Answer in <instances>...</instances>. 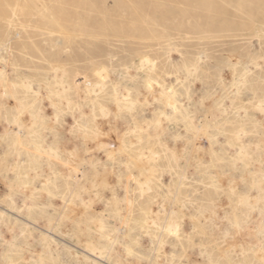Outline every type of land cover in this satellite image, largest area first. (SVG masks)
<instances>
[{"label":"rangeland","instance_id":"obj_1","mask_svg":"<svg viewBox=\"0 0 264 264\" xmlns=\"http://www.w3.org/2000/svg\"><path fill=\"white\" fill-rule=\"evenodd\" d=\"M0 264H264V0H0Z\"/></svg>","mask_w":264,"mask_h":264},{"label":"bare ground","instance_id":"obj_2","mask_svg":"<svg viewBox=\"0 0 264 264\" xmlns=\"http://www.w3.org/2000/svg\"><path fill=\"white\" fill-rule=\"evenodd\" d=\"M159 84V83H158ZM160 85V84H159ZM160 87L162 88V86L160 85ZM163 89V88H162ZM164 90V89H163ZM167 93L170 95L171 94V91H167ZM128 100V97L127 96H124L122 95V97L119 99L120 102H127ZM130 101V100H129ZM151 213V212H150ZM152 214V213H151ZM149 218V217H148ZM151 218L153 219L152 221L154 222L153 224H156V220L154 219L155 217L154 216H151ZM150 219V218H149ZM157 219V218H156ZM151 222V221H150ZM154 226V225H153Z\"/></svg>","mask_w":264,"mask_h":264}]
</instances>
